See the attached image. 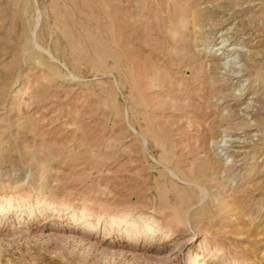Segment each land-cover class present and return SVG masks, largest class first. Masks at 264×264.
I'll return each mask as SVG.
<instances>
[{"label": "rangeland", "instance_id": "obj_1", "mask_svg": "<svg viewBox=\"0 0 264 264\" xmlns=\"http://www.w3.org/2000/svg\"><path fill=\"white\" fill-rule=\"evenodd\" d=\"M0 264H264V0H0Z\"/></svg>", "mask_w": 264, "mask_h": 264}]
</instances>
